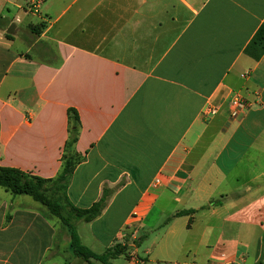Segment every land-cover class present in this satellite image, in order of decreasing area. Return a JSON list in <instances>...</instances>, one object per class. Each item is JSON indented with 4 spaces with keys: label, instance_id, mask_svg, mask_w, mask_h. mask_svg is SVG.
Instances as JSON below:
<instances>
[{
    "label": "crops",
    "instance_id": "1",
    "mask_svg": "<svg viewBox=\"0 0 264 264\" xmlns=\"http://www.w3.org/2000/svg\"><path fill=\"white\" fill-rule=\"evenodd\" d=\"M0 17L23 25L0 28V167L56 178L76 110L68 199L110 194L77 223L83 246L129 249L111 264H264V54H244L264 0H0ZM56 236L0 190V264H101L52 256Z\"/></svg>",
    "mask_w": 264,
    "mask_h": 264
},
{
    "label": "trees",
    "instance_id": "2",
    "mask_svg": "<svg viewBox=\"0 0 264 264\" xmlns=\"http://www.w3.org/2000/svg\"><path fill=\"white\" fill-rule=\"evenodd\" d=\"M0 21L2 18L0 17ZM10 23L8 24L9 27ZM45 24L42 23L39 26L35 27L32 32L34 34H40L41 30L45 28ZM5 37L9 40H12L14 36L5 34ZM244 54L255 59L259 60L264 54V24L260 26L246 49ZM69 118V129H68V140L66 141L64 147V154L62 156V170L60 174L53 179H43L30 175L26 172H23L16 168L0 167V187L4 188L7 192L13 196H30L36 202L41 203L46 206L53 215L61 218L62 221L66 219L62 216L60 207L55 202L48 199L44 194V186L48 183H54L64 190V198L67 204L72 208L76 213V219L82 220L84 222H91L98 218L103 210L107 206L108 199L110 194L107 190H104L102 197L98 202L93 204L87 210H79L75 208L68 199L67 189L71 181L73 172L78 164L84 161V158L79 156L74 151V146L78 140L80 132V118L76 110H68ZM214 205H219V202L214 203ZM188 212H181L177 216H182ZM71 248L73 253L78 257L82 258L86 262L96 261L101 264H111V261L117 259L120 256H126L127 259H131L127 248L120 243L115 244L112 248L107 249L102 254H96L90 249L83 246L80 242L78 234L71 230Z\"/></svg>",
    "mask_w": 264,
    "mask_h": 264
},
{
    "label": "rangeland",
    "instance_id": "3",
    "mask_svg": "<svg viewBox=\"0 0 264 264\" xmlns=\"http://www.w3.org/2000/svg\"><path fill=\"white\" fill-rule=\"evenodd\" d=\"M9 11L10 13L6 14L10 20L12 19H17L16 17L20 15V13H18V10L13 7L10 6L9 7ZM10 21H0V28H2L3 30H6L8 28V24ZM28 22V18H26L25 20V24H27ZM16 24V28H18L19 30L17 31V29L15 30V34L17 33H21L20 30L23 28V25L20 24L19 22H12ZM27 173V172H26ZM0 190H5L4 188L0 187ZM6 191V190H5ZM2 192V191H1ZM7 192V191H6ZM9 193V192H8ZM44 194L45 196L50 199L51 201L55 202L56 204L59 205L62 216L66 219V221H62L61 218H58L57 216L53 215L51 213V211L44 205H42L39 202H36L32 197L28 196V198L34 200L39 207L41 208L42 212L47 215L49 221L52 223V225L54 226V228L56 229L57 232V236H56V240L57 243L54 246V248H52L50 250V254H52V256H55L57 254L60 253V251L65 250L66 249V254H70L71 256H75L78 257L75 253H73V250L71 248V230H74L77 234L81 232V228L76 227L77 223L82 221V220H77L76 219V213L72 210V208L67 204L65 198H64V190L59 187L58 185H55L54 183H48L44 186ZM24 196V195H22ZM164 222H166V220H163L162 224H165ZM139 235V234H138ZM143 236L142 231L140 232V235L138 236L141 237ZM134 240V239H133ZM135 241V240H134ZM123 243V242H122ZM127 252L129 253V249L127 248ZM60 256L62 257V254L57 255V257L60 259ZM91 263V262H88Z\"/></svg>",
    "mask_w": 264,
    "mask_h": 264
},
{
    "label": "built area",
    "instance_id": "4",
    "mask_svg": "<svg viewBox=\"0 0 264 264\" xmlns=\"http://www.w3.org/2000/svg\"><path fill=\"white\" fill-rule=\"evenodd\" d=\"M231 106H232V117L233 118L239 117L243 113V111L247 108V104L238 97L232 100ZM216 112H217L216 109L207 108L206 111L204 112V115L205 116L215 115ZM159 184H160V181L156 180L154 183V187H157Z\"/></svg>",
    "mask_w": 264,
    "mask_h": 264
},
{
    "label": "water",
    "instance_id": "5",
    "mask_svg": "<svg viewBox=\"0 0 264 264\" xmlns=\"http://www.w3.org/2000/svg\"><path fill=\"white\" fill-rule=\"evenodd\" d=\"M15 30H16V24L11 23L10 26L8 27V29L6 30V34L13 36L15 34Z\"/></svg>",
    "mask_w": 264,
    "mask_h": 264
}]
</instances>
